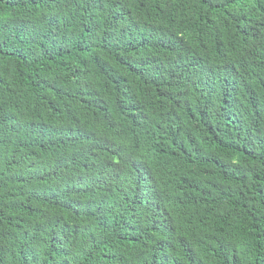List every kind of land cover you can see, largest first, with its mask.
<instances>
[{
  "label": "trees",
  "instance_id": "obj_1",
  "mask_svg": "<svg viewBox=\"0 0 264 264\" xmlns=\"http://www.w3.org/2000/svg\"><path fill=\"white\" fill-rule=\"evenodd\" d=\"M0 264H264V0H0Z\"/></svg>",
  "mask_w": 264,
  "mask_h": 264
}]
</instances>
